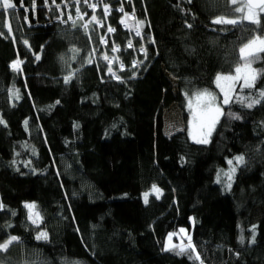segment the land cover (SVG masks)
<instances>
[{"label":"trees","instance_id":"1","mask_svg":"<svg viewBox=\"0 0 264 264\" xmlns=\"http://www.w3.org/2000/svg\"><path fill=\"white\" fill-rule=\"evenodd\" d=\"M54 1L0 8V241L19 238L0 261L264 264V52L248 57L254 86L236 89L210 143L188 135L189 100L216 92V76L244 63L239 49L264 38V14L259 25L217 24L234 18L237 5L134 0L148 60L132 80V71L109 72L101 47L102 38L107 52L115 45L129 68L131 37L141 44L124 32L119 0L105 1L112 37L101 36L105 28L97 29L83 2L82 20L73 0H56L60 10ZM35 4L42 25L29 9ZM96 18L105 23L101 10ZM173 105L185 131L167 137L163 116ZM237 156L244 165L225 192L216 177ZM153 185L161 196L145 203ZM30 203L38 225L28 218ZM181 229L194 249L165 250L170 233L174 245L184 242ZM41 231L47 239H36Z\"/></svg>","mask_w":264,"mask_h":264},{"label":"snow or ice","instance_id":"2","mask_svg":"<svg viewBox=\"0 0 264 264\" xmlns=\"http://www.w3.org/2000/svg\"><path fill=\"white\" fill-rule=\"evenodd\" d=\"M87 2V0H85ZM230 3L233 5H237V0H230ZM14 4L11 2V0H0V8L4 9H12L14 8ZM90 7L95 8V5H90ZM105 11H107V7L105 6ZM233 14H240L239 19H225L223 17H219L213 21V23H226V24H243L245 21H248L254 25L260 24L259 15L261 13H264V0H246V3H243L239 6H236L232 10ZM95 20L96 18L93 16L92 18ZM86 27V25H85ZM191 27V25H189ZM10 30V26H9ZM108 31H114L112 28H108ZM137 35H139V31H137ZM27 43V42H25ZM75 51V50H74ZM257 52H264V38L261 36H256L255 38L251 39L247 44H245L243 47L239 49L240 58L244 61L242 64H238L235 67V75H217L215 78V82L218 87L221 88V92H223V103H228V97L229 93L232 91V84L227 82H235L239 80H243V85L246 87H253V82L256 79V72L255 70L251 69L250 67V61L248 60V57L254 56ZM104 59H108L107 56L104 57ZM15 67V64L13 65ZM109 71H111V68H109ZM70 79L69 77L65 78V81ZM225 81L226 85L221 86L220 82ZM261 97L264 98V92L260 93ZM259 103L258 100L253 101L252 103H248L247 107H252L253 104ZM195 106L196 110L193 111V118L194 120L198 121L199 127H204L205 124H207L208 131L210 133L212 126L215 124L217 119L219 118V115L221 113V109L216 105V97L213 96L211 93H209L207 90H203L201 92H198L195 94ZM189 107H192V100H189ZM239 118V117H236ZM195 139V136L193 137ZM198 143H207V139L203 140H197ZM237 162L242 163L244 161L243 156H237L236 158ZM228 164L231 165L232 161L229 160ZM235 169H230V172H234ZM225 175L228 177L229 180H231V175L229 173H225ZM219 182V177H218ZM228 187H231V184H228ZM153 192H159V189L156 188L155 185H153L152 188ZM148 193L144 194V200L145 203H147L148 199ZM3 205L0 204V208H2ZM25 207L29 210L28 218L32 221L33 224L38 225L42 217L40 216L39 211H36V205L34 203L26 204ZM14 214V213H13ZM181 232H184V229L180 230ZM172 233H170L167 237L168 244L170 245V248L165 250H177V254H182L186 249L182 245H174L172 244ZM36 239H47V234L43 231L39 232ZM241 241H243V237H241ZM14 242H19V238L16 236L9 235L8 238H6L3 241H0V251L6 252L10 245H12ZM254 242V237H253ZM188 248L194 249V245L191 244V237H188ZM196 259L199 258V254L195 257ZM0 264H3V261H0ZM201 264L203 262L201 261Z\"/></svg>","mask_w":264,"mask_h":264},{"label":"built area","instance_id":"3","mask_svg":"<svg viewBox=\"0 0 264 264\" xmlns=\"http://www.w3.org/2000/svg\"><path fill=\"white\" fill-rule=\"evenodd\" d=\"M105 1L106 0H93V3L96 5L95 8H93V7H90L88 0L87 2H85V0H78V1L73 0L72 4H74L76 7L74 16L76 17V19H82V20L86 17V13H84L82 9L79 8V4L81 2H83L84 7H86L87 10L91 12L95 18H96L97 12L101 10L105 18V23L99 22L96 18L95 22L97 25V29L101 30L102 28H105L104 34L101 36L112 37L114 36V31H111V32L108 31L109 27L112 29L113 27L109 24L108 8H107V11H105V6H106ZM119 2H120V6L118 10L122 17V26H123L124 32L127 34V36H136L141 41L140 46L135 45L133 37H131V40L129 42V48L130 50H132L134 54L133 64L129 68H126L121 63V60L119 58V50L115 45H112L109 51L107 52L106 50L107 42L105 38L101 39V47L103 48L104 57L105 56L108 57L107 60L106 59L104 60H105L108 70L109 68H111V71H109L110 73H112L113 75H117V74H122V73L132 71L131 79L136 80L142 75L143 69L147 63V60H148L147 48L143 41L144 35H143L142 28H141L138 11L134 6V0H119ZM53 6L56 7L58 10H60V5L57 4L56 0L54 1ZM29 9H31L33 14L35 15L34 19L35 21H37L36 25H42L41 22H38L39 6L35 4L32 8H29ZM24 11H25V14L28 16V8H24ZM72 16L68 15V20L70 22L73 21ZM47 19H49V17ZM137 31H139V35H137Z\"/></svg>","mask_w":264,"mask_h":264},{"label":"rangeland","instance_id":"4","mask_svg":"<svg viewBox=\"0 0 264 264\" xmlns=\"http://www.w3.org/2000/svg\"><path fill=\"white\" fill-rule=\"evenodd\" d=\"M88 2H89L90 5H95L93 3V0H88ZM243 3H245L243 0H237V6H239V5L243 4ZM262 14H264V13H261L259 15V18H260V16ZM239 18H240V14H236L235 17L232 18V19H239ZM225 19H228V18H225ZM245 22H248V21H245ZM248 23H250V22H248ZM257 53H259V52H257ZM257 53H255V54H257ZM250 67H251V69L255 70L251 65H250ZM255 72H256V70H255ZM232 75H235V73L232 74ZM227 83H231L232 84V91L229 93L228 103H223L224 94H223V92H221V88L218 87L217 84H216V88H217L216 92L208 91L209 93H211L213 96L216 97V105L221 109V113L222 114H223V107L227 106V105H229L231 103L233 95H234L236 89L239 86L246 87V86L243 85V80L242 79L239 80V81L227 82ZM220 84H221V86H225L226 82L225 81H221ZM191 100H192V107L191 108L189 107V102H188V110H189V113H190V124H189L188 135H189L190 140L192 142L200 144V145H208L210 143V141H211V138H212L216 128L218 127V125L220 123L222 114L219 115V118L217 119L215 124L212 126L211 131L209 133L207 124H205V126L201 128V127L198 126V121L194 120L193 111L196 110L195 96ZM163 120H164V134L167 137H172L175 134L182 133V132L185 131V126L183 124V119H182V113H181V111L179 110V108L176 105L171 106L166 112H164ZM194 136H195V139L193 138ZM203 139H207L208 142L207 143H198L197 142V140H203ZM229 160L232 161V164L229 165L228 162H227L226 168L220 169L218 174H217V177H216V183H218L219 185H222L225 192H229L230 191V189H231V187L233 185V182H234V177L236 175V172L238 171V169L240 167H242L244 165V161L242 163H240V162H237L235 158L229 159ZM232 168L235 169L234 172H230V169H232ZM225 173H229L231 175V180L228 179V177L225 175ZM218 177H219V182H218ZM228 184H231L230 188L228 187ZM156 188L159 189L158 187H156ZM148 194L149 195L153 194L156 197H160L161 196V190L159 189V192L151 191ZM149 195H148V197H149ZM184 230L185 231L181 232L179 234V236H178V237H180L181 240L184 239V242H181L180 245L184 246L186 249H191V248L187 247V245H188V237H189L188 230L187 229H184ZM172 244H174V243L172 242ZM191 244L193 245L192 240H191ZM166 247L170 248V245L168 244V240H167Z\"/></svg>","mask_w":264,"mask_h":264},{"label":"water","instance_id":"5","mask_svg":"<svg viewBox=\"0 0 264 264\" xmlns=\"http://www.w3.org/2000/svg\"><path fill=\"white\" fill-rule=\"evenodd\" d=\"M246 3V0H243Z\"/></svg>","mask_w":264,"mask_h":264}]
</instances>
